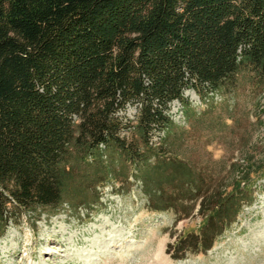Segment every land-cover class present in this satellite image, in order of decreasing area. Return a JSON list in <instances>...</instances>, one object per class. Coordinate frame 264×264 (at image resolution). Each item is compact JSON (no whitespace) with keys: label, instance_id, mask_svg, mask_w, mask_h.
<instances>
[{"label":"trees","instance_id":"16d2710c","mask_svg":"<svg viewBox=\"0 0 264 264\" xmlns=\"http://www.w3.org/2000/svg\"><path fill=\"white\" fill-rule=\"evenodd\" d=\"M240 85L264 90V0H0V236L27 213L92 211L99 186L133 176L151 209L202 216L172 257L210 249L253 202L264 154L211 188L169 110L195 119Z\"/></svg>","mask_w":264,"mask_h":264},{"label":"rangeland","instance_id":"374dc122","mask_svg":"<svg viewBox=\"0 0 264 264\" xmlns=\"http://www.w3.org/2000/svg\"><path fill=\"white\" fill-rule=\"evenodd\" d=\"M184 94L197 113L207 108L194 89ZM213 100L209 112L192 120L177 99L169 110L186 128L177 144L179 155L212 176L211 188L228 181L221 175L243 151L264 154V90L240 85L224 99L215 94ZM134 111L129 107L127 113ZM259 182L253 202L244 205L213 246L187 252L183 259L172 257L169 245L198 230L202 216L197 208L187 217L188 207L151 209L140 181L129 176L99 186L100 201L92 211L63 204L54 213L42 212L37 221L34 213L23 215L0 236V264H264V179Z\"/></svg>","mask_w":264,"mask_h":264}]
</instances>
